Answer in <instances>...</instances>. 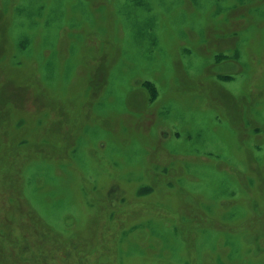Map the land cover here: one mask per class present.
<instances>
[{
	"label": "rangeland",
	"instance_id": "1",
	"mask_svg": "<svg viewBox=\"0 0 264 264\" xmlns=\"http://www.w3.org/2000/svg\"><path fill=\"white\" fill-rule=\"evenodd\" d=\"M0 264H264V0H0Z\"/></svg>",
	"mask_w": 264,
	"mask_h": 264
}]
</instances>
